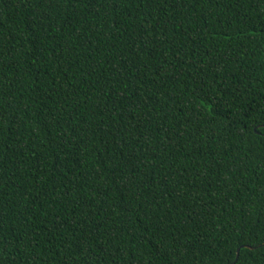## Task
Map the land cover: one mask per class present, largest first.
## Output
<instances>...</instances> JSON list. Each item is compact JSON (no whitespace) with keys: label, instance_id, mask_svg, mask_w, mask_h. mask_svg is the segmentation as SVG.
I'll return each mask as SVG.
<instances>
[{"label":"trees","instance_id":"trees-1","mask_svg":"<svg viewBox=\"0 0 264 264\" xmlns=\"http://www.w3.org/2000/svg\"><path fill=\"white\" fill-rule=\"evenodd\" d=\"M0 264H264V0H0Z\"/></svg>","mask_w":264,"mask_h":264},{"label":"water","instance_id":"water-1","mask_svg":"<svg viewBox=\"0 0 264 264\" xmlns=\"http://www.w3.org/2000/svg\"><path fill=\"white\" fill-rule=\"evenodd\" d=\"M246 247H249L250 248V246H246ZM239 252V250L237 251V253Z\"/></svg>","mask_w":264,"mask_h":264}]
</instances>
